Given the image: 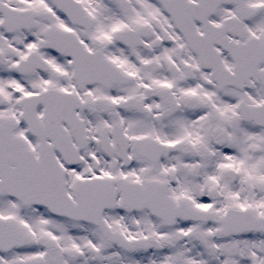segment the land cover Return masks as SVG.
I'll use <instances>...</instances> for the list:
<instances>
[{"label": "snow or ice", "instance_id": "obj_1", "mask_svg": "<svg viewBox=\"0 0 264 264\" xmlns=\"http://www.w3.org/2000/svg\"><path fill=\"white\" fill-rule=\"evenodd\" d=\"M0 264H264V0H0Z\"/></svg>", "mask_w": 264, "mask_h": 264}]
</instances>
